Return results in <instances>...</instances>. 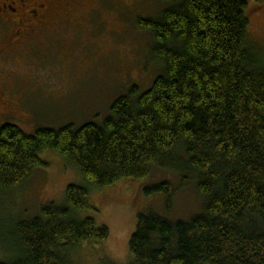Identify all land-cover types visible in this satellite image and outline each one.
<instances>
[{"label": "trees", "instance_id": "obj_1", "mask_svg": "<svg viewBox=\"0 0 264 264\" xmlns=\"http://www.w3.org/2000/svg\"><path fill=\"white\" fill-rule=\"evenodd\" d=\"M162 2L157 20L138 21L160 73L148 90L132 86L100 124L33 135L0 126L1 193L47 169V152L83 179L63 205L35 200L31 214L25 201L16 216L0 214V264H76L78 250L94 264H120L103 252L110 231L93 218L92 193L146 179L159 182L144 193L162 197L166 214H139L125 264H264V62L250 41L248 0ZM167 170L184 188H174L173 174L157 176ZM189 189L201 214L169 221Z\"/></svg>", "mask_w": 264, "mask_h": 264}, {"label": "rangeland", "instance_id": "obj_2", "mask_svg": "<svg viewBox=\"0 0 264 264\" xmlns=\"http://www.w3.org/2000/svg\"><path fill=\"white\" fill-rule=\"evenodd\" d=\"M248 4L250 41L261 48L264 62V0H248ZM73 6L69 13L55 15L45 29L19 45L20 49L10 46L17 63L7 72L0 71V126L12 124L33 135L40 129L60 130L70 124H100L109 116L113 103L132 86L138 85L144 92L160 75L149 48L152 36L140 28L138 21L157 20L167 8L162 0H75ZM42 160L49 167L39 169L28 184L13 193L0 192V214L4 218L16 216L25 201L31 214L40 210L32 204L35 200L63 205L67 188L82 184V177L67 160L51 152ZM171 174L178 179V187L173 180L174 188H184L177 173L157 172L165 178ZM153 180L93 190L91 199L99 209L93 218L110 231L103 252L120 264L130 259L128 244L139 214L149 210L166 214L162 197L145 196L147 188L159 184ZM188 187L192 188L190 184ZM186 192L177 194V202L168 212L169 221L187 222L175 219L195 214L188 219L192 220L201 214L202 201L192 192L185 199ZM5 245L1 238L0 249ZM71 257L76 264L95 261L88 250H78Z\"/></svg>", "mask_w": 264, "mask_h": 264}, {"label": "flooded vegetation", "instance_id": "obj_3", "mask_svg": "<svg viewBox=\"0 0 264 264\" xmlns=\"http://www.w3.org/2000/svg\"><path fill=\"white\" fill-rule=\"evenodd\" d=\"M75 0H0V71H9L17 63L10 46L18 50L19 45L45 29L55 15L74 8ZM12 59L7 63L5 57ZM8 103V101H7ZM9 104V103H8ZM7 105V104H3Z\"/></svg>", "mask_w": 264, "mask_h": 264}]
</instances>
